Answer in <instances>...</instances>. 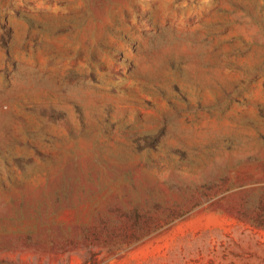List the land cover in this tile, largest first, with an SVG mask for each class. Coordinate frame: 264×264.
Listing matches in <instances>:
<instances>
[{
  "label": "rangeland",
  "instance_id": "obj_1",
  "mask_svg": "<svg viewBox=\"0 0 264 264\" xmlns=\"http://www.w3.org/2000/svg\"><path fill=\"white\" fill-rule=\"evenodd\" d=\"M0 264H264V0H0Z\"/></svg>",
  "mask_w": 264,
  "mask_h": 264
}]
</instances>
